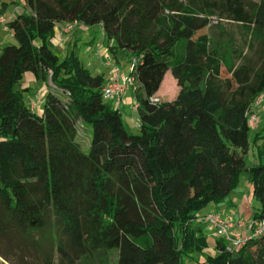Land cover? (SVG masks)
Instances as JSON below:
<instances>
[{"label": "trees", "instance_id": "trees-1", "mask_svg": "<svg viewBox=\"0 0 264 264\" xmlns=\"http://www.w3.org/2000/svg\"><path fill=\"white\" fill-rule=\"evenodd\" d=\"M17 1L24 8L6 24L16 44L0 45L1 219L42 256L52 235L46 264L112 250L116 264H264V232L231 252L218 240L206 256L199 226L243 173L258 203L251 218L264 221L263 150L257 164L245 159L264 92V0H0V14ZM73 22L137 61L138 134L104 101L103 75L74 50L53 52L56 27ZM168 71L177 97L152 102ZM26 73L49 87L40 112L18 86ZM79 123L92 129L87 153Z\"/></svg>", "mask_w": 264, "mask_h": 264}, {"label": "rangeland", "instance_id": "rangeland-1", "mask_svg": "<svg viewBox=\"0 0 264 264\" xmlns=\"http://www.w3.org/2000/svg\"><path fill=\"white\" fill-rule=\"evenodd\" d=\"M0 7H1V3H0ZM23 8H24V3L22 1H17L15 3H8V7L6 8L4 13L6 16V18H4L5 25L13 21L14 18L18 15L19 11H22ZM224 26L231 31L234 30L233 26H230V24L225 23ZM72 34H75L74 39L72 40H67L64 37H61L60 34L52 39V50L60 58V60L64 59L65 56L71 50H74L78 53V56L82 61L84 67L89 69L93 75H103L105 81L109 80L110 78L109 73L113 67H118L117 69L120 70L121 72L120 74L122 76L125 75L127 76L129 74V66L133 58L126 51H119L117 57L115 58L114 55L108 49L109 47L107 45L109 43L105 42L107 46L105 50L107 51L108 54L107 55L100 54L101 49H103V45H101V47L98 48V43L103 42V37L98 27H93V28L81 27L75 30ZM9 35H10V31L4 32L3 25L0 24V40H3L5 43L7 42L11 44H16L15 40ZM240 40L241 38L235 34L234 41H236L237 45H239ZM63 44H65L64 47H62ZM179 49L183 50L181 46L179 47ZM108 58L110 59V61H108ZM32 76L33 75L31 73L24 74L18 86H24V88L29 87L30 88L29 92H31L32 89H36L38 90L37 94H42L43 91L44 92L43 95H44L49 88L48 85L46 83H43V81L36 80L35 78H33L34 76L33 77ZM178 91H179V87L177 86L172 73L168 71L164 77V80L160 86L159 91L157 92V95H155V98L161 102H171L177 96ZM28 93L27 92L24 93V99H25V103L29 105L31 102V101L29 102V99L32 98V95ZM33 98L36 99L37 95H33ZM257 102H259L258 105ZM257 102L253 106V109L251 111V118H255V121H254V125L251 127L252 130L250 132V139L252 140V143L249 149V153L245 157L247 166H252L258 163L259 161L258 148L263 150L262 156H264V134H262L259 140H256V136H255L257 133L261 132L262 128L264 127V92ZM122 104L124 105L126 104V102L123 101ZM120 112L122 114V119L126 124V126L128 127L129 131L132 132L133 134H138L139 123L136 120L138 118V115L132 112L131 106H126V107L123 106L120 109ZM133 119H135V121L133 123H130V121ZM91 138H92L91 127L86 124H84L83 127L80 124L78 141L82 146L83 152L85 153L89 151ZM234 192H235L234 206H229L231 212L235 211V208L239 204L238 202L241 196L243 197L245 196V194H249L250 196L252 195L251 184L248 181L247 173H243L241 175L238 186L235 188ZM244 200H249V199L246 197ZM253 203H254L253 205H255L256 208L258 203L255 200ZM245 205L243 206V208L245 207ZM218 206H220V204H218ZM215 209H216V204H212L208 206L205 210H203L202 213L205 214L207 212H212L215 211ZM1 216L2 213L0 211V264H46V262L49 261L50 259L48 255L50 254L49 246L51 243L52 235L50 234L47 235L45 239L46 240L45 243L41 241L46 247H48L45 248L43 251H41L44 253V256H42L38 253V251L35 250V248L32 247L31 243L26 242L20 236L19 232H17L14 228L6 224L5 221L1 219ZM223 216L225 217V215ZM199 226H201V228L203 229V234L206 236L209 244L208 249L205 251V255L215 256L217 254L216 243L220 239L216 236L213 229L207 227L204 223H199ZM53 237L54 240L57 238L55 232H53ZM199 258H200L199 256H194L193 258L194 260L186 259L184 261V264H196ZM54 259H56V257ZM116 260H117V251L112 250L106 254L105 258L89 257L79 261L77 264H116ZM56 262L58 263V260Z\"/></svg>", "mask_w": 264, "mask_h": 264}, {"label": "built area", "instance_id": "built-area-1", "mask_svg": "<svg viewBox=\"0 0 264 264\" xmlns=\"http://www.w3.org/2000/svg\"><path fill=\"white\" fill-rule=\"evenodd\" d=\"M0 24H4L3 15L0 14ZM85 27L79 22H73L68 24H63L64 32H71L75 28ZM57 29L59 28L56 27ZM103 45V44H102ZM108 61L110 59L108 58ZM137 61L132 60L129 66V74L122 76L117 68H114L112 71V77L106 81L102 89V97L104 101L119 107L125 96V94L132 90V86L135 82L134 78L130 75L133 68L135 67ZM152 102H158L156 98L151 99ZM258 101V100H257ZM259 102H257V105ZM32 107V104L30 105ZM136 101L133 103L132 108L134 111L137 110ZM255 118L249 119V124L252 127L254 125ZM207 227L213 229L216 236L223 240L226 244L227 251L231 252L239 247H242L249 240L256 239L260 237L264 232V221L255 220L250 218L247 221H234L228 220L218 212L212 211L208 212L205 215L199 217Z\"/></svg>", "mask_w": 264, "mask_h": 264}, {"label": "crops", "instance_id": "crops-1", "mask_svg": "<svg viewBox=\"0 0 264 264\" xmlns=\"http://www.w3.org/2000/svg\"><path fill=\"white\" fill-rule=\"evenodd\" d=\"M251 1H254V2H258L259 0H251ZM3 18H6V16H5V14H3ZM86 27V26H85ZM99 28V27H98ZM78 28H75L73 31H71V32H69V33H67V32H64L63 31V24H60L59 25V29H56V36H58L59 34H60V36L61 37H64L65 39H67V40H72V39H74V35L75 34H72L75 30H77ZM3 30H4V32H9V30L6 28V25H5V23L3 24ZM101 31V30H100ZM10 37H12V34H11V32H10V35H9ZM102 37H103V35H102ZM13 38V37H12ZM52 42V41H51ZM67 42V41H66ZM65 42V43H66ZM105 42H108L107 40H104L103 39V42L102 43H98V48H100L101 47V45L103 44V49H101V53L100 54H102V55H104V54H108L107 53V51L105 50L106 49V43ZM3 43H5L3 40H0V45L1 44H3ZM7 43V42H6ZM95 44V43H94ZM94 44H92V45H94ZM111 44V43H110ZM91 45V46H92ZM65 46V44H63V46L62 47H64ZM98 52V51H97ZM110 55V54H109ZM101 57H103V56H101ZM116 61V60H115ZM118 61V60H117ZM105 65H106V63H105ZM91 67V66H90ZM89 67V68H90ZM108 67H110V66H108ZM114 68H118V67H113L111 70H110V73H109V77L111 78L112 77V71H113V69ZM118 71L120 72V70L118 69ZM121 73V72H120ZM110 74H111V76H110ZM33 77V76H32ZM34 78V77H33ZM33 78H32V80H33ZM109 78V79H110ZM176 81V80H175ZM176 84H177V82H176ZM37 85H38V82H37ZM22 87H24V86H22ZM37 91L38 90H36V89H32L31 90V92H29L28 94H30V95H32V98H28L29 99V102H30V105L32 104V109L33 110H35V111H37V112H40L41 110H42V107H43V102H44V97H45V94L47 93V91L45 92V94L43 95V91H42V94H37ZM179 92V91H178ZM33 95H37V98L36 99H34L33 98ZM157 95V94H156ZM178 95V94H177ZM177 97V96H176ZM175 97V98H176ZM125 99V100H124ZM175 100V99H174ZM174 100H172V101H174ZM123 101H125L126 102V104H122L123 103ZM135 102V98H134V93H133V91H131V90H129L126 94H125V96H124V98H123V100H122V102H121V105L119 106V107H116L115 105H113V104H111L114 108H119V109H121L123 106L124 107H126V106H131V108H132V105H133V103ZM132 112H134V113H136L137 114V112L136 111H134L133 110V108H132ZM137 120V122L139 123V119L137 118L136 119ZM135 121V119H133V120H131L130 121V123H133ZM251 194H252V186H251ZM234 195H235V192L233 191L232 193H231V195L229 196V198H228V200H226L224 203H222V204H220V206H222V207H220V206H218V205H216V209H215V211H217V212H219L221 215H225V217H227L229 220H237V221H247V220H249L251 217H252V214H253V212H254V208H255V205H253L254 203V199H253V195H249V194H245V196H241V198H240V200H239V204L236 206V208H235V211H232L231 212V210L229 209V206H234V203H235V198H234ZM248 198L249 200H244L245 198ZM252 200V201H251ZM245 201H247V202H245ZM245 203H246V205H245ZM212 205V204H211ZM245 205V207L243 208V206ZM210 206V205H209ZM251 206V207H250ZM257 207H258V205H257ZM256 207V208H257ZM255 208V209H256ZM208 213V212H207Z\"/></svg>", "mask_w": 264, "mask_h": 264}]
</instances>
